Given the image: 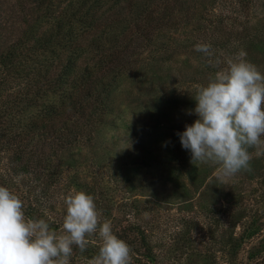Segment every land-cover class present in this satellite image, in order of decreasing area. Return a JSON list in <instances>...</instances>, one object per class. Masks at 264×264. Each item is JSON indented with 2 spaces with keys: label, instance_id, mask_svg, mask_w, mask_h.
Segmentation results:
<instances>
[{
  "label": "rangeland",
  "instance_id": "obj_1",
  "mask_svg": "<svg viewBox=\"0 0 264 264\" xmlns=\"http://www.w3.org/2000/svg\"><path fill=\"white\" fill-rule=\"evenodd\" d=\"M76 1L0 0V55L31 28L38 36L49 29L56 33V23L74 22L75 31L62 30V60L48 81L62 65L79 70L97 61L100 40L119 55L117 65L105 62L102 68L109 95L90 118L88 138L58 156L40 146L42 163L50 171L58 168L53 177L45 170L38 179L42 219L52 229L61 226L65 195L83 191L95 198L114 232L134 228V264H145L142 257L153 264H264V146L249 148L251 171L221 178L218 166L192 164L177 135L197 119L188 111L195 108L198 88L220 70L195 50L198 41L208 44L206 23H224L215 33L217 44L210 45L216 57L243 49L264 74V0ZM142 5L148 22L137 31ZM79 15L95 21L84 27L86 16ZM154 15L165 19H159L164 27ZM199 24L204 29L196 30ZM74 51L76 59L70 57ZM87 239L102 242L98 235Z\"/></svg>",
  "mask_w": 264,
  "mask_h": 264
},
{
  "label": "clouds",
  "instance_id": "obj_2",
  "mask_svg": "<svg viewBox=\"0 0 264 264\" xmlns=\"http://www.w3.org/2000/svg\"><path fill=\"white\" fill-rule=\"evenodd\" d=\"M195 50L211 66L224 67L193 97L188 115L197 119L177 133L181 146L190 151L192 164L218 166L221 178L251 171L249 148L264 146V74L243 49L222 58L209 44L198 43ZM63 203L66 214L57 232L47 220L27 217L22 199L0 186V264H71L74 248L84 253L87 237L94 235L102 242L90 264H132L133 249L114 233L110 220L101 219L91 194L70 191Z\"/></svg>",
  "mask_w": 264,
  "mask_h": 264
},
{
  "label": "trees",
  "instance_id": "obj_3",
  "mask_svg": "<svg viewBox=\"0 0 264 264\" xmlns=\"http://www.w3.org/2000/svg\"><path fill=\"white\" fill-rule=\"evenodd\" d=\"M86 1L77 0L76 4L83 5ZM97 1L99 0H91L93 4ZM145 15V8L142 5L138 12L140 21L137 24V31L146 29L148 20L146 21ZM85 18L83 26L89 28L95 19L88 16ZM154 19L156 23L159 21L157 23L159 28L166 24L160 22V20H165L162 16L154 15ZM216 21L217 25H212L210 21L204 26L205 29L209 27L208 44L211 46L214 43L217 44L218 40L216 41L214 36L219 33L222 26L224 27L222 20ZM55 26L57 30L59 29L56 33L49 29L38 36L34 35L36 32H33L31 28L24 35L23 40H18L0 55V186L7 187L18 195L24 202L25 215L33 219H42L37 201L40 195L39 176L45 170H48L50 178L58 172L55 165L50 171V167L47 169L46 163H42L43 159L40 157L43 152L40 151V146H50L54 156H58L60 151L72 145L76 140L82 141L81 138L90 135V118L94 117L98 106L103 105L105 98L109 95L104 83L107 71L102 68L105 62L117 65L119 58L115 51L109 53V49L99 43L100 40L97 43L101 46L97 48L100 54L97 61L93 62L94 64L79 68V70H69V66L62 65L60 67L63 69H60L61 71L59 70L56 76L54 75V78L48 81L47 78L51 77L53 68L62 60L61 49L64 46L63 43L66 42V33L62 30L69 27L71 31H75L76 28L74 22L69 20L62 21L60 24L56 23ZM200 28L204 29L199 24L196 30L200 31ZM137 37L140 36L137 34ZM111 40L114 39H109L110 42ZM131 41L135 42V39L131 37ZM198 43L200 41L196 42ZM137 45L139 43H136L134 48ZM213 48L215 49V46ZM213 48L211 47L212 51H214ZM216 52L218 55V51ZM70 57L76 59L78 54L74 51ZM219 57L222 58V56ZM221 67L224 65L218 66V69ZM68 81L73 85L67 89L65 84ZM79 82H82V92L79 91L80 85L79 87L77 85V83L80 84ZM50 85H55L56 89L60 88L61 91H56V89L51 91ZM51 92L57 93L50 97ZM17 177L20 178L19 183L16 182ZM32 192H34L33 197ZM53 228L52 230L58 232L61 226ZM133 231V227H128L114 233L133 249L135 245ZM141 233L143 234L142 241L145 243L147 236L144 231ZM100 244L89 241L87 250L82 254L74 248L71 263L83 258H93L98 253ZM142 259L145 264H153L149 258L142 257ZM132 264H134L133 258Z\"/></svg>",
  "mask_w": 264,
  "mask_h": 264
}]
</instances>
